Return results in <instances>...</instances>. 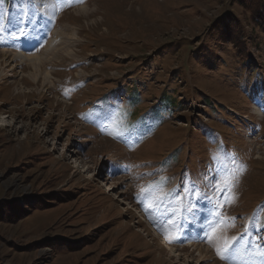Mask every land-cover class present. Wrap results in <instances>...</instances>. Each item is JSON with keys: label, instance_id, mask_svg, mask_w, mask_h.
Listing matches in <instances>:
<instances>
[{"label": "rangeland", "instance_id": "obj_1", "mask_svg": "<svg viewBox=\"0 0 264 264\" xmlns=\"http://www.w3.org/2000/svg\"><path fill=\"white\" fill-rule=\"evenodd\" d=\"M44 3L0 4V264H264L259 0ZM37 7L39 39L11 38ZM121 108L145 131L118 140Z\"/></svg>", "mask_w": 264, "mask_h": 264}, {"label": "snow or ice", "instance_id": "obj_2", "mask_svg": "<svg viewBox=\"0 0 264 264\" xmlns=\"http://www.w3.org/2000/svg\"><path fill=\"white\" fill-rule=\"evenodd\" d=\"M5 2V0H0V4H3ZM64 2L67 3H74V2H82V0H64ZM51 16L50 14L47 13H41L39 10V7H37V11H36V16L35 18L32 20L31 22V26H29V24L26 23L24 16L22 15L20 18V21L18 24L16 25H12V31L10 32V36L13 39H20L21 37L27 38L29 42H31V40L36 39L38 40L40 37V32L41 30L46 26V24L49 22ZM0 31H3L2 28H0ZM3 37L0 36V40H2ZM120 134V133H118ZM213 139H217L213 137ZM220 151L222 150H218V154L216 156V159L220 158ZM167 179V178H165ZM236 182V178L234 175L232 174H226V177L224 179V189H227L229 187H233L235 185ZM166 187V186H165ZM224 189H221L222 191ZM158 190V191H157ZM142 193H147L150 196L153 194L154 191H156V194L160 195V199L159 201H157V204L162 203L164 199H166L168 197V195L170 194L171 190H168V192L163 191V188H160L159 185L157 184V182H152L149 186H147L146 188H142L141 189ZM192 192L193 196H201L202 193L199 192V190H190ZM157 205H150L149 207H155ZM217 208H220L221 205L217 204L216 205ZM188 211L190 214L195 213L197 211V205H195L193 202L190 201L189 206H188ZM193 222H195L196 220H198V216L193 215ZM230 222L234 220V218H227ZM262 226H264V223H262ZM214 232H223V227L219 228V229H213ZM166 235H168V233H166ZM170 239H175V237L169 236ZM220 239L223 242V248L221 247H217V252L218 254H220L222 259L225 258H230L228 256V252L231 250L232 244L235 240L234 237H228V236H220ZM260 247H264V245H261ZM261 256H264V251L260 252Z\"/></svg>", "mask_w": 264, "mask_h": 264}, {"label": "trees", "instance_id": "obj_3", "mask_svg": "<svg viewBox=\"0 0 264 264\" xmlns=\"http://www.w3.org/2000/svg\"><path fill=\"white\" fill-rule=\"evenodd\" d=\"M259 3H260V6L264 7V0H259ZM102 99L107 100L108 96L105 95L102 97ZM138 101H139V98L136 94L135 97L129 101L128 105L136 106ZM169 103H172V102L163 98L162 104H156L155 110L159 111L160 108H166L168 105H171ZM105 105L106 104L104 103L103 106H101L100 108L93 106L85 112V116L87 118H90V120L95 123L94 125L96 127L99 126L101 123L100 118L102 116V111H104L105 109L111 110L107 108ZM156 111L154 113H156ZM115 114L117 117V122L113 126V132L118 140L123 141L125 138L131 136L134 130L138 131L139 133H142L145 131L146 126L143 125V123H145L146 121L145 114H142V116H139L138 118L134 117L133 119H131L135 115V113L133 112V110L128 111L126 108H121ZM161 118H162V115L158 113L156 119H154L152 122L159 121Z\"/></svg>", "mask_w": 264, "mask_h": 264}, {"label": "bare ground", "instance_id": "obj_4", "mask_svg": "<svg viewBox=\"0 0 264 264\" xmlns=\"http://www.w3.org/2000/svg\"><path fill=\"white\" fill-rule=\"evenodd\" d=\"M44 1H45V2H48L49 0H42V4H43V6L48 8L47 5L45 6ZM3 54H4V55H8L9 53L6 52V53H3ZM16 57H17V56H16ZM33 66H36V65L33 64ZM142 215H143V212H140V216H142ZM140 216H139V217H140ZM141 218H143V217H141Z\"/></svg>", "mask_w": 264, "mask_h": 264}]
</instances>
